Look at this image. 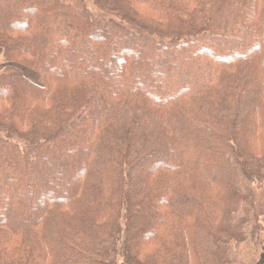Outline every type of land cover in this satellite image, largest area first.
Wrapping results in <instances>:
<instances>
[{"label": "trees", "instance_id": "trees-1", "mask_svg": "<svg viewBox=\"0 0 264 264\" xmlns=\"http://www.w3.org/2000/svg\"><path fill=\"white\" fill-rule=\"evenodd\" d=\"M91 3L0 0V264H254L264 0Z\"/></svg>", "mask_w": 264, "mask_h": 264}, {"label": "rangeland", "instance_id": "rangeland-1", "mask_svg": "<svg viewBox=\"0 0 264 264\" xmlns=\"http://www.w3.org/2000/svg\"><path fill=\"white\" fill-rule=\"evenodd\" d=\"M67 1H72V0H67ZM87 2L89 3V6L92 7V9L94 10L95 13L97 14H101L102 12L99 11L92 3L91 0H87ZM6 63H4L3 61V57L0 54V72H2L4 70V68L6 67ZM24 69V68H23ZM27 77L35 82L38 83L39 81V77L36 73H34L33 71L24 69ZM257 204H258V208L261 211V214L264 213V187H258L257 188ZM264 216V214H263ZM264 222V220H262ZM263 240H264V231H263ZM254 264H264V245L263 247L259 250L258 255L255 257V263Z\"/></svg>", "mask_w": 264, "mask_h": 264}]
</instances>
